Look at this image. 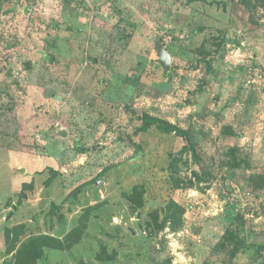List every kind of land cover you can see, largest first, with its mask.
I'll list each match as a JSON object with an SVG mask.
<instances>
[{
  "label": "rangeland",
  "instance_id": "rangeland-1",
  "mask_svg": "<svg viewBox=\"0 0 264 264\" xmlns=\"http://www.w3.org/2000/svg\"><path fill=\"white\" fill-rule=\"evenodd\" d=\"M145 114L177 129H143ZM232 225L264 245L263 10L0 0V264L17 234L62 240L36 264H260L227 241Z\"/></svg>",
  "mask_w": 264,
  "mask_h": 264
},
{
  "label": "trees",
  "instance_id": "trees-1",
  "mask_svg": "<svg viewBox=\"0 0 264 264\" xmlns=\"http://www.w3.org/2000/svg\"><path fill=\"white\" fill-rule=\"evenodd\" d=\"M244 6L251 10L252 12L255 10H263L264 11V0H242ZM169 73L165 72V75H168ZM144 123H143V129H147L151 125H155L159 130L165 131V130H173L177 129L172 124H168L167 122L159 119L155 116H150L149 114H145L143 116ZM185 149V148H184ZM184 149L181 150L182 154L184 153ZM235 156H233L234 158ZM233 161H236L235 159L228 158L227 162L230 164L233 163ZM170 166L177 167L179 169V160L175 159L170 163ZM104 171H102L99 176L92 180L90 183L95 184L97 183L101 177L103 176ZM196 176L197 173L195 172ZM200 178V177H199ZM175 183L176 188L180 187H192L193 180H191L189 183L182 181L180 178L173 177L172 179ZM185 214L184 207L176 202L173 199H170V201L167 204V214H166V223H169L172 230L177 231L182 228L183 224V216ZM240 230L239 228L235 227L234 225L229 226L226 238L227 241L231 242L235 245V248L237 250H246L253 248L255 249V253L258 256L260 260V264H264V245H248L247 242L241 238L240 236ZM18 241H20L19 234H17L15 241L13 240L8 248V252L14 254L11 258L7 259L5 264H36L37 261L41 258L44 247L51 246V247H62L63 242L60 239L53 238L48 235H42V236H36L29 238L23 242H21L18 246ZM18 248V249H17Z\"/></svg>",
  "mask_w": 264,
  "mask_h": 264
},
{
  "label": "water",
  "instance_id": "water-1",
  "mask_svg": "<svg viewBox=\"0 0 264 264\" xmlns=\"http://www.w3.org/2000/svg\"><path fill=\"white\" fill-rule=\"evenodd\" d=\"M26 12V11H25ZM165 30V28H163ZM154 42V47L156 52L159 54V63L162 66L164 72H169L172 66V56L170 52L167 50L165 45L162 43L161 39L159 37L153 38ZM39 52L42 54L43 58L46 60H50V55L47 54L46 52L39 50ZM58 135L60 136H66V132L64 131H59ZM13 217V211H11L7 217L6 221L11 220Z\"/></svg>",
  "mask_w": 264,
  "mask_h": 264
}]
</instances>
